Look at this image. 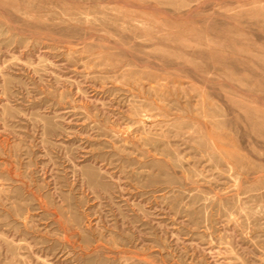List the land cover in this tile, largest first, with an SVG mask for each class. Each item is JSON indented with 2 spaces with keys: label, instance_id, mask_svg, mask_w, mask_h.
Instances as JSON below:
<instances>
[{
  "label": "rangeland",
  "instance_id": "rangeland-1",
  "mask_svg": "<svg viewBox=\"0 0 264 264\" xmlns=\"http://www.w3.org/2000/svg\"><path fill=\"white\" fill-rule=\"evenodd\" d=\"M0 264H264V0H0Z\"/></svg>",
  "mask_w": 264,
  "mask_h": 264
}]
</instances>
